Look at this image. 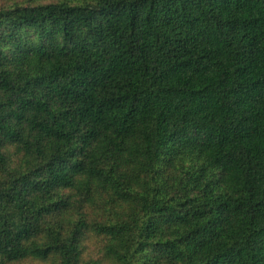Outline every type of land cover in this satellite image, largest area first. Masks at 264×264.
Returning <instances> with one entry per match:
<instances>
[{
	"label": "trees",
	"instance_id": "1",
	"mask_svg": "<svg viewBox=\"0 0 264 264\" xmlns=\"http://www.w3.org/2000/svg\"><path fill=\"white\" fill-rule=\"evenodd\" d=\"M264 264V0L0 6V264Z\"/></svg>",
	"mask_w": 264,
	"mask_h": 264
},
{
	"label": "rangeland",
	"instance_id": "2",
	"mask_svg": "<svg viewBox=\"0 0 264 264\" xmlns=\"http://www.w3.org/2000/svg\"><path fill=\"white\" fill-rule=\"evenodd\" d=\"M11 1H19V0H0V6L5 5L7 3H10ZM25 264H38V263H34V262H27Z\"/></svg>",
	"mask_w": 264,
	"mask_h": 264
}]
</instances>
